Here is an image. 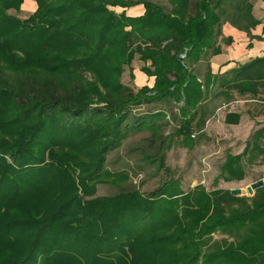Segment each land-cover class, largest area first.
I'll use <instances>...</instances> for the list:
<instances>
[{"label":"trees","instance_id":"trees-1","mask_svg":"<svg viewBox=\"0 0 264 264\" xmlns=\"http://www.w3.org/2000/svg\"><path fill=\"white\" fill-rule=\"evenodd\" d=\"M161 1L35 0L22 19L26 0H0V264H264V186L252 198L185 191L166 164L175 139L193 148L219 102L264 103V57L211 68L224 23L256 25L252 0ZM138 5L143 15L126 13ZM134 40L128 61L150 62L153 85L100 79L112 49ZM143 132L145 161L169 176L151 193L106 167ZM252 139L226 156L222 178L241 180L245 156L264 159V128ZM100 185L118 191L98 196Z\"/></svg>","mask_w":264,"mask_h":264},{"label":"rangeland","instance_id":"rangeland-1","mask_svg":"<svg viewBox=\"0 0 264 264\" xmlns=\"http://www.w3.org/2000/svg\"><path fill=\"white\" fill-rule=\"evenodd\" d=\"M26 1L27 8L24 11L14 12L22 19L28 18L32 14L33 9H30L29 6H35V0ZM150 1L160 2V0ZM163 5L166 6L164 2ZM139 43V40H134L132 43L124 42L112 49V55L109 56L110 61L107 62L105 68H111L112 72L102 73L103 71H101L98 73V77L108 80L110 83L112 81L117 83L118 79L113 76L118 75L119 82L132 87L135 91L146 85L152 86L154 78H150L143 72L145 67L150 66V62H142L136 53L132 56L131 61H128L129 54L135 50ZM204 69L203 67V71L199 70L202 76H204ZM87 76L88 78L92 77L89 73ZM238 101L240 102L237 103ZM212 106L213 103H210V107ZM216 107V110L210 112L211 116L206 122L203 133L194 139L193 148L184 147L175 139L172 149L167 152V167L173 177L181 182L185 191L197 185H203L208 191L217 189L246 191V194L240 196L252 198L255 196L256 190L249 192L248 189L253 184L264 183V159L258 158L249 163L248 156H245L243 159L244 173L241 180H225L221 177V167L228 154H242L247 145L253 141L254 134L264 128V103L251 97H236L230 102L221 101ZM170 109L173 112L178 111L175 105L170 106ZM230 112L240 114L241 119L237 125L226 123V116ZM168 131L174 133L175 125H172ZM149 135L147 132L131 135L120 148L109 153L106 163V167L113 172L126 171L129 174L130 181L125 184L126 186L139 188L146 193L156 190L161 183L169 178L163 172L156 175L155 168H152L142 155V150L148 151L146 138ZM117 191L112 186L100 185L98 196L113 195ZM224 237L226 236L217 234L215 239L221 240Z\"/></svg>","mask_w":264,"mask_h":264},{"label":"crops","instance_id":"crops-1","mask_svg":"<svg viewBox=\"0 0 264 264\" xmlns=\"http://www.w3.org/2000/svg\"><path fill=\"white\" fill-rule=\"evenodd\" d=\"M166 6L168 1H163ZM160 0V4L163 5ZM36 5V4H35ZM252 16L256 20V25L241 23L236 27L231 23L222 25V36L218 45L222 53L211 58V68L214 74H223L226 71L245 64L256 58L264 57V0H252ZM35 10V6H29ZM117 11H124L118 8ZM129 16L137 17L144 13L143 5L125 9ZM230 38L232 42L227 44L225 40Z\"/></svg>","mask_w":264,"mask_h":264},{"label":"water","instance_id":"water-1","mask_svg":"<svg viewBox=\"0 0 264 264\" xmlns=\"http://www.w3.org/2000/svg\"><path fill=\"white\" fill-rule=\"evenodd\" d=\"M264 185L263 182H259V183H256V184H253L248 190L249 192H252L253 190H256L260 187H262ZM232 194L233 195H237V196H240L242 194H246V191H242V190H233L232 191Z\"/></svg>","mask_w":264,"mask_h":264},{"label":"built area","instance_id":"built-area-1","mask_svg":"<svg viewBox=\"0 0 264 264\" xmlns=\"http://www.w3.org/2000/svg\"><path fill=\"white\" fill-rule=\"evenodd\" d=\"M240 101H238L237 103H239Z\"/></svg>","mask_w":264,"mask_h":264}]
</instances>
